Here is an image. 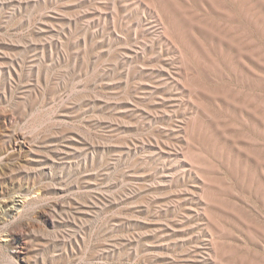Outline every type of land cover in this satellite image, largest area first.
Instances as JSON below:
<instances>
[{
	"label": "rangeland",
	"instance_id": "1",
	"mask_svg": "<svg viewBox=\"0 0 264 264\" xmlns=\"http://www.w3.org/2000/svg\"><path fill=\"white\" fill-rule=\"evenodd\" d=\"M0 264H264V0H0Z\"/></svg>",
	"mask_w": 264,
	"mask_h": 264
}]
</instances>
